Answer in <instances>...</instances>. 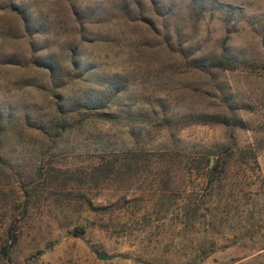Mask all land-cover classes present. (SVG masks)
<instances>
[{"label":"rangeland","instance_id":"rangeland-1","mask_svg":"<svg viewBox=\"0 0 264 264\" xmlns=\"http://www.w3.org/2000/svg\"><path fill=\"white\" fill-rule=\"evenodd\" d=\"M0 264H264V0H0Z\"/></svg>","mask_w":264,"mask_h":264},{"label":"trees","instance_id":"trees-1","mask_svg":"<svg viewBox=\"0 0 264 264\" xmlns=\"http://www.w3.org/2000/svg\"><path fill=\"white\" fill-rule=\"evenodd\" d=\"M188 67L197 68L200 70H207V69H237L240 65H245L248 67H252V64H248L246 60H241L237 57L231 55L225 44H223L220 54L214 58H210L208 60L199 59V58H192L187 60L186 62ZM189 121L206 124V123H218L223 122L226 124H233V120L228 118H223L217 115H207V114H199V115H192L189 117ZM17 241V238L14 237L12 239V244Z\"/></svg>","mask_w":264,"mask_h":264},{"label":"water","instance_id":"water-1","mask_svg":"<svg viewBox=\"0 0 264 264\" xmlns=\"http://www.w3.org/2000/svg\"><path fill=\"white\" fill-rule=\"evenodd\" d=\"M119 254H108L104 251L99 252V259L108 260L117 257Z\"/></svg>","mask_w":264,"mask_h":264}]
</instances>
